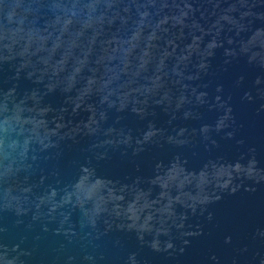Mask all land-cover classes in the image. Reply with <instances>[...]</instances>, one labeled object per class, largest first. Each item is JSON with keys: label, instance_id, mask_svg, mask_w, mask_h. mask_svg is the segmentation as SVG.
<instances>
[{"label": "water", "instance_id": "water-1", "mask_svg": "<svg viewBox=\"0 0 264 264\" xmlns=\"http://www.w3.org/2000/svg\"><path fill=\"white\" fill-rule=\"evenodd\" d=\"M0 264H264V0H0Z\"/></svg>", "mask_w": 264, "mask_h": 264}]
</instances>
